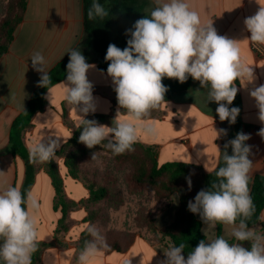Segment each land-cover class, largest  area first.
<instances>
[{"label":"clouds","instance_id":"1","mask_svg":"<svg viewBox=\"0 0 264 264\" xmlns=\"http://www.w3.org/2000/svg\"><path fill=\"white\" fill-rule=\"evenodd\" d=\"M256 3L258 10L245 18L244 25L250 32L247 40L264 45V4L260 0ZM155 4L149 15L138 19L133 29L128 30L130 39L125 48L111 43L107 47V75L114 85L118 104L111 126L85 118L96 111L93 84L87 77L95 65L86 61L79 48L67 52L64 100L74 106L79 115L77 128H82L79 142L89 149L102 146L113 155H122L135 150L139 131L154 135L155 125L147 121L153 111L168 107L164 78L181 84L189 77L198 81L200 89L196 91L207 89V102L218 105L219 120L231 124L237 120L240 109L229 107L238 93L236 81L246 87L255 80L253 68L240 55V41L219 35L213 22H202L187 0H155ZM108 15L97 2L87 13L89 20ZM30 60L32 68L41 73L38 86L48 89L47 99L50 100L48 61L40 51H34ZM249 94L255 100L258 119L264 124V85L254 87ZM122 115L128 119H121ZM214 130L216 139L226 134L223 129ZM258 134L264 137V128ZM248 139L250 136L241 132L224 145V151H220L223 166L215 171L217 182L200 190L194 200L188 202V210L198 215L204 225L209 228L217 223L228 226L235 242L230 243L223 236L202 239L187 257L183 254L184 244H170L164 251L163 264H264V233L249 227L248 223L255 211L249 187L253 162L249 158ZM59 147L58 140L34 142L29 148L30 159L40 163L50 161ZM229 147L231 154L227 151ZM188 186L191 188L190 179ZM38 209L39 204L31 192L25 196L19 188L7 184L0 188V261L3 264H32V256L39 247L33 215ZM88 231L94 239L86 242L77 264H91L101 248L107 247L97 229L89 227ZM202 231L207 236V231ZM245 242L249 247H245Z\"/></svg>","mask_w":264,"mask_h":264},{"label":"crops","instance_id":"2","mask_svg":"<svg viewBox=\"0 0 264 264\" xmlns=\"http://www.w3.org/2000/svg\"><path fill=\"white\" fill-rule=\"evenodd\" d=\"M124 1L140 7L144 16L149 15L150 10L156 6L155 0ZM7 2L8 0H0V22L5 17ZM187 3L199 13L202 22H213L219 35L240 41V55L254 70L255 80L252 83H248L246 87L239 80L236 83L242 103V120L254 127L246 133L250 136L246 144L251 146L249 158L253 162L251 178L264 176V137L258 134L264 124L259 121L255 100L249 94L254 87L264 85V56L260 57L254 51V44L247 40L250 32L244 25L245 18L254 15L259 5L256 0H242V3L241 0H187ZM260 3L264 4V0H260ZM257 46L264 51V45ZM73 48H79L86 61L95 65L89 70L87 77L93 84L96 111L90 112L85 118L108 116L114 119L118 109L114 85L107 70L100 71L98 68L99 61H106L105 58L94 50L91 39L85 37L82 0H28L24 17L14 31L13 40L0 57V171L3 172L0 175V188L7 184L19 188L22 193L25 192V196L31 192L39 204L38 211L33 214L39 237V247L34 253L35 264H77L80 253L78 238L73 235V231L58 234L61 210L56 208V194L47 173L46 162H33L30 159L28 163L13 155L8 150L10 129L15 118L28 105L41 78V73L32 68V53L40 51L45 56L49 72ZM65 81L66 79L50 87V100L47 99V90L46 106L33 116L32 126L24 132L23 141L29 152L34 142L58 140L60 147L57 151L64 150V153L55 154L53 160L63 179L65 198L80 202L89 197V179L113 183L114 162L110 159L112 167L108 171L110 175L105 173L107 180L103 179L104 174H99L98 177L91 174L90 171H94L89 169L92 166L90 161L82 162L83 172L76 177L69 174L65 157L69 152L68 143L78 129L80 117L74 106L64 100ZM198 89L200 84L194 83L187 90L166 100L168 107L162 106L153 111L147 122L155 125L156 132L150 135L139 131L137 143L153 148L160 165L182 162L197 166L205 174H209L217 169L224 145L235 137L233 124L219 120L216 113L218 105L207 102V89L197 92ZM121 119L128 117L122 115ZM214 129H223L226 134L222 133L216 139ZM227 151L230 152L231 147ZM88 171L90 174H87ZM29 178L32 181L26 188ZM179 207L177 194H173L165 205L157 204L154 208L155 226L162 229L172 224ZM86 211L87 207L84 205L72 211V222L83 220ZM263 223L264 211L261 213L260 223L254 226L261 233ZM202 230L207 231L206 240L217 237L216 225L209 228L202 223ZM230 231L223 224L221 236L229 241L234 240L229 235ZM169 245L167 241L154 243L148 237L137 235L123 250H107L102 247L91 264H125L126 261L130 264H163L166 260L164 251Z\"/></svg>","mask_w":264,"mask_h":264},{"label":"trees","instance_id":"3","mask_svg":"<svg viewBox=\"0 0 264 264\" xmlns=\"http://www.w3.org/2000/svg\"><path fill=\"white\" fill-rule=\"evenodd\" d=\"M83 1V18L85 37L91 39L94 50L105 58L108 45L115 44L123 49L127 46V40L130 35L127 34L129 29H133L134 23L144 17L142 9L138 6L126 3L124 0H82ZM28 0H8L6 15L0 22V57L8 50L10 43L14 37V31L20 24L26 11ZM94 2L100 3L109 13L108 16L100 19L99 17L89 20L87 13ZM69 55L61 62L55 65L49 72L51 84L53 85L66 79V65ZM108 63L100 60L98 68L100 71L107 70ZM163 84L168 87L165 94V100L171 99L175 94L187 90L192 84L199 83L191 77L181 84L175 79H163ZM237 86V83H236ZM47 88L38 86L33 92L31 99L26 108L15 118L11 125L9 136L8 150L13 154L21 157L28 163L30 162L29 152L24 144V132L31 128L32 118L37 112L44 110L46 106L45 94ZM229 107H238L239 115L235 124H233L234 137L238 133L246 134L254 127L244 123L242 120V103L239 94L232 105ZM98 123H105L111 126L113 118L108 116H93L88 118ZM82 128H78L68 143V154L65 157V165L72 177H76L82 173L81 164L83 161H90L93 153L104 151L120 164H130L133 171L128 176V183L133 187L142 188L154 192L158 199H164L169 202L173 194H177L180 201V207L176 213L175 220L172 224L162 229L155 226L154 219L150 222V229L153 237H148L154 243H163L167 241L169 244L179 246L181 243L185 245L184 255L195 248L199 241L206 239L202 232V222L200 217L188 210V202L194 200L196 194L202 189H208L217 182L215 171L223 166L222 157L219 160L217 169L209 174H205L199 167L182 162H171L160 165L157 161V153L151 147H145L139 143L134 145L135 150L126 152L122 155H113L112 152L102 146H95L92 149L87 148L79 142V136ZM232 150L228 152L231 154ZM64 150L56 151V154L62 155ZM47 173L51 177L52 184L56 194V208H61L62 218L59 221L60 230H65V221L68 213L77 209L82 205L90 202H98L109 197L110 189L96 180L89 179V197L83 201L75 202L65 198L63 179L60 175L57 163L53 160L46 162ZM28 169L31 167L28 164ZM88 174V173H87ZM191 180V188L188 186V180ZM28 179L26 188L31 183ZM250 195L255 205V211L249 220V227H254L260 223L261 213L264 211V176L257 175L251 178ZM25 195V192L23 193ZM221 223H217V237L222 233ZM264 233V223L262 224ZM90 240L84 239L78 250L82 251L86 242ZM234 243L235 240L229 241ZM107 250H123L126 245H118L114 242L107 244ZM245 247H249L245 242ZM0 264H3L0 261ZM32 264H35L34 254L32 256Z\"/></svg>","mask_w":264,"mask_h":264},{"label":"rangeland","instance_id":"4","mask_svg":"<svg viewBox=\"0 0 264 264\" xmlns=\"http://www.w3.org/2000/svg\"><path fill=\"white\" fill-rule=\"evenodd\" d=\"M110 157L111 155L104 151L97 152L95 158L90 159L92 166L89 169L94 171H90L91 174L96 175V177L99 174H104L103 179L107 180L105 173H108L112 167L110 159L113 158ZM113 162V176H115L113 183L109 181L99 182L109 187V197L84 205L87 207V211L81 221L73 223L71 220L72 211H70L65 221V230L59 228L62 214L58 221V234H67L73 231V235L78 238L77 247L84 239L90 241L94 239L88 231L89 227L97 229L106 244L114 242L118 245H126L137 235L153 237L150 222L155 216L154 208L157 204L165 205L167 201L158 199L154 192L131 186L128 183V176L133 171L132 166L126 163L120 164L114 159ZM90 172L87 173L90 174ZM108 174L110 175V173ZM44 216L47 217L48 215Z\"/></svg>","mask_w":264,"mask_h":264},{"label":"built area","instance_id":"5","mask_svg":"<svg viewBox=\"0 0 264 264\" xmlns=\"http://www.w3.org/2000/svg\"><path fill=\"white\" fill-rule=\"evenodd\" d=\"M254 51L258 54V56H264V51L262 49H260V47H258L257 45H252Z\"/></svg>","mask_w":264,"mask_h":264}]
</instances>
